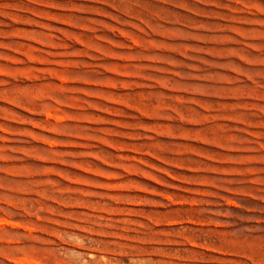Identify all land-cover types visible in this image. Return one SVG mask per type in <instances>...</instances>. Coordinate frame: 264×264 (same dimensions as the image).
I'll return each mask as SVG.
<instances>
[{
    "label": "rangeland",
    "instance_id": "rangeland-1",
    "mask_svg": "<svg viewBox=\"0 0 264 264\" xmlns=\"http://www.w3.org/2000/svg\"><path fill=\"white\" fill-rule=\"evenodd\" d=\"M0 264H264V0H0Z\"/></svg>",
    "mask_w": 264,
    "mask_h": 264
}]
</instances>
